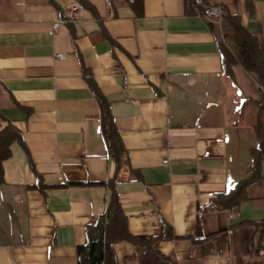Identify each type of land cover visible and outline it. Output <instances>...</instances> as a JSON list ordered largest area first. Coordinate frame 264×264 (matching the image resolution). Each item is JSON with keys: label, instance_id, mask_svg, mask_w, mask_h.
I'll list each match as a JSON object with an SVG mask.
<instances>
[{"label": "crops", "instance_id": "crops-1", "mask_svg": "<svg viewBox=\"0 0 264 264\" xmlns=\"http://www.w3.org/2000/svg\"><path fill=\"white\" fill-rule=\"evenodd\" d=\"M75 2L78 18L63 21ZM196 3L0 0V128L13 123L23 138L3 163L0 264H76L110 179L131 234L158 235L164 223L175 235L147 250L116 243L117 264H264V160L246 199L201 211L246 175L264 122L257 76L223 70L231 27L204 7L238 13L264 42V0ZM108 113L125 149L118 171ZM38 173L46 184L99 183L43 194L27 187Z\"/></svg>", "mask_w": 264, "mask_h": 264}, {"label": "trees", "instance_id": "trees-1", "mask_svg": "<svg viewBox=\"0 0 264 264\" xmlns=\"http://www.w3.org/2000/svg\"><path fill=\"white\" fill-rule=\"evenodd\" d=\"M195 0V5H196ZM222 22H227L231 31L223 35L220 40V52L222 67L225 72L231 74L234 64L242 65L246 70L257 76L259 90L262 95L261 105L264 108V42L259 35L250 32L242 23L238 13L226 14ZM95 94L98 95L93 86ZM264 122L257 120L253 127L257 138V145L250 148L251 164L245 176L240 178L232 189L218 190L211 193L209 200L202 205L201 211L212 209L226 210L239 204L247 198L248 187L258 181L261 175V166L264 160ZM107 128L109 134V153L116 165V171L120 168L124 147L115 126L114 119L107 115ZM16 142L23 144L20 130L13 123H6L0 128V184L4 182L3 163L11 157L12 145ZM99 182L89 180H61L55 184H46L38 173L37 181L27 187L37 189L45 194L50 188H64L71 186L87 187ZM110 198L104 211L95 221L86 228V241L76 248V264H117L113 246L121 241L152 249L156 240H169L175 237L170 225L162 224L158 235H133L128 230L127 215L124 213L118 199L117 191L108 182ZM264 244V243H263Z\"/></svg>", "mask_w": 264, "mask_h": 264}, {"label": "built area", "instance_id": "built-area-1", "mask_svg": "<svg viewBox=\"0 0 264 264\" xmlns=\"http://www.w3.org/2000/svg\"><path fill=\"white\" fill-rule=\"evenodd\" d=\"M83 9L82 5L79 2H75L70 6L65 7L62 10L63 14V21H74L78 18V14H80L81 10ZM204 13L207 18L210 20H214L217 23H221L223 18L226 14L225 9L220 4H213V5H205ZM58 58H64L63 54H56Z\"/></svg>", "mask_w": 264, "mask_h": 264}, {"label": "rangeland", "instance_id": "rangeland-1", "mask_svg": "<svg viewBox=\"0 0 264 264\" xmlns=\"http://www.w3.org/2000/svg\"><path fill=\"white\" fill-rule=\"evenodd\" d=\"M260 107L257 105V110H259ZM261 112L257 111V114H260Z\"/></svg>", "mask_w": 264, "mask_h": 264}]
</instances>
